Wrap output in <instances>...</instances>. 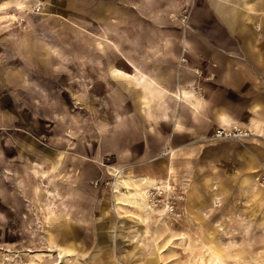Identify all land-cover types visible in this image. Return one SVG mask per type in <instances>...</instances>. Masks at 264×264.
Returning a JSON list of instances; mask_svg holds the SVG:
<instances>
[{"label": "rangeland", "instance_id": "374dc122", "mask_svg": "<svg viewBox=\"0 0 264 264\" xmlns=\"http://www.w3.org/2000/svg\"><path fill=\"white\" fill-rule=\"evenodd\" d=\"M175 1L161 25L206 37L222 60L229 54L258 74L253 87L216 84L208 121L219 111L228 119L199 149L159 158L169 167L148 171L163 187L150 186L155 200L141 211L113 186L125 178L133 188L140 177L102 152L101 106L64 92L62 106L36 96L57 95V72L30 67L31 55L69 48L74 28L87 33L72 24L70 0H0V264H264V0H220L216 9L211 0ZM234 126L250 135L213 137Z\"/></svg>", "mask_w": 264, "mask_h": 264}, {"label": "crops", "instance_id": "0c3cea01", "mask_svg": "<svg viewBox=\"0 0 264 264\" xmlns=\"http://www.w3.org/2000/svg\"><path fill=\"white\" fill-rule=\"evenodd\" d=\"M211 1L207 8L221 7L220 0ZM159 2L70 0L72 24L85 27L87 33L74 28L69 48L45 49L32 54L35 58L29 63L38 71L57 72V95L36 96L54 106H62L68 96L81 104L100 105L102 152L117 154L115 168L155 179L148 170L169 167L168 161L159 160L168 154L165 150L199 149L212 126L228 119L219 111L217 118L211 116L217 123L208 121L206 110L214 103L211 91L216 84L238 88L247 81L253 87L258 74L253 67L243 72L240 61L229 54L222 60L220 50L203 46L206 37L188 29L175 33L161 25L169 23L167 12L179 2ZM196 87L201 95L192 93ZM54 122L56 130L57 117ZM38 157L44 159L45 151ZM140 161L144 165L135 164Z\"/></svg>", "mask_w": 264, "mask_h": 264}, {"label": "bare ground", "instance_id": "6f19581e", "mask_svg": "<svg viewBox=\"0 0 264 264\" xmlns=\"http://www.w3.org/2000/svg\"><path fill=\"white\" fill-rule=\"evenodd\" d=\"M193 94L195 95L194 92H193ZM172 151H174V148H172V147L165 150L166 153H170ZM117 172H119V171H117ZM130 180L133 182V188H131L129 186L127 179H125V178H121L119 180L116 179L113 183V186H114L116 192L118 193V194L117 193L116 194L119 195V197H121L123 200L129 202V204H132L137 209H139L141 211L142 210H145V211L148 210L149 211L152 206L148 203L147 198H149L148 196H151V194H152L150 191V186H152L154 184L156 185V182H154L153 179H151L149 177H145V176L140 177L137 180L136 179H130ZM120 185H125L127 187V189L125 191H120V189H119ZM161 187H163V185L157 186V188H161ZM164 188H166V186Z\"/></svg>", "mask_w": 264, "mask_h": 264}, {"label": "built area", "instance_id": "2783aa9c", "mask_svg": "<svg viewBox=\"0 0 264 264\" xmlns=\"http://www.w3.org/2000/svg\"><path fill=\"white\" fill-rule=\"evenodd\" d=\"M36 7L38 8V6ZM248 135H250L248 131L246 130L241 131L239 128L235 126L232 128H219V129H216L213 133L214 138H226V137L248 136ZM258 178L262 186H264V166L261 168ZM151 193H152L151 198L155 200L154 192H151Z\"/></svg>", "mask_w": 264, "mask_h": 264}]
</instances>
